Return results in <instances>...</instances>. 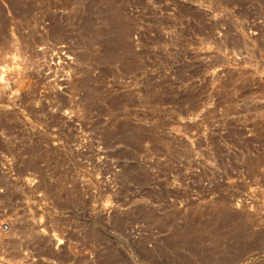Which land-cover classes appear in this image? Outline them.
Instances as JSON below:
<instances>
[{"label":"rangeland","instance_id":"1","mask_svg":"<svg viewBox=\"0 0 264 264\" xmlns=\"http://www.w3.org/2000/svg\"><path fill=\"white\" fill-rule=\"evenodd\" d=\"M0 264H264V0H0Z\"/></svg>","mask_w":264,"mask_h":264}]
</instances>
